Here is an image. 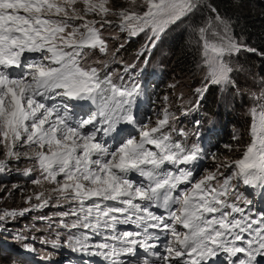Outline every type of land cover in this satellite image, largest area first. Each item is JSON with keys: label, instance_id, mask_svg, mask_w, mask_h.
<instances>
[{"label": "snow or ice", "instance_id": "6c2138e0", "mask_svg": "<svg viewBox=\"0 0 264 264\" xmlns=\"http://www.w3.org/2000/svg\"><path fill=\"white\" fill-rule=\"evenodd\" d=\"M204 9L210 15L192 27L203 72L197 98L182 102L179 115L165 103L154 120L141 119L148 84L137 66L124 64L114 80L91 57L107 54L106 32L144 34L147 50ZM241 52L264 60L206 0H127L120 8L112 0H0V173L14 170L32 185L26 207L0 210V231L51 208L34 219L55 238L42 233L38 242L101 264H264V211L239 190L260 189L264 198V77L258 91L241 87L238 74L249 73L234 62ZM213 87L250 101L239 158L208 156L199 120L177 126ZM205 159L212 170L202 169ZM36 231L13 239L34 252ZM42 264L57 262L46 255Z\"/></svg>", "mask_w": 264, "mask_h": 264}, {"label": "rangeland", "instance_id": "374dc122", "mask_svg": "<svg viewBox=\"0 0 264 264\" xmlns=\"http://www.w3.org/2000/svg\"><path fill=\"white\" fill-rule=\"evenodd\" d=\"M208 15H210V13ZM199 16L203 18L204 16H206V14H204L202 10L200 13H197L195 17L187 19L183 23L171 27L167 31L165 38L162 41H165L173 33H177V30H173L175 29V27H177L179 31L184 30L192 33L194 20L199 19ZM105 36L109 37V48L107 54L97 52L91 58L92 60L101 62V64H106L108 67L104 69V71H102V75L106 71H112L114 80H116L117 74L123 73L124 64H135L137 66V71L139 73L138 81L143 82L146 79L148 84V87L145 90V94L138 99V102L143 101L142 107L139 104L141 119L145 117H151L154 120L156 118V114L160 113L165 103L170 105L171 110L179 115V107L182 102L194 101L197 98L195 90L202 87L203 85V72H201L199 75L201 76V79L198 84H191L187 77L179 78L176 81L168 80L167 78L171 73V70L168 68V63L170 61L169 57L171 56V53L165 52L164 55L160 54V47L162 48V46L160 45L161 42L157 44L155 48L147 47V50H145L148 44V40L146 35L141 34L137 37L144 40L142 44H140L139 48V50H143L141 56L137 59H135L134 56V59L130 58V60H128L127 62H123L117 55V44H115L116 41H120V36H117V32H115V30L106 32ZM125 36L127 37L126 34ZM126 40H128V38H126ZM136 53H138V51ZM120 63L122 64V66H120ZM199 63L200 62H198V66ZM247 77H249V75H247L246 78ZM125 79H127V77H125ZM247 82L249 85V81ZM164 83H166L169 89L161 88ZM173 85L175 87H171ZM257 86L258 85H256L253 89L258 91ZM241 87L245 90L247 88L243 84H241ZM213 88L216 91V96L219 95L214 105L215 112L212 115H208L205 113L204 108H202V105L205 103V98L207 96L205 95L200 103L198 110L187 119H183L182 123L178 121L177 126L189 129L192 128V120H199L202 126L200 128V131L202 133L201 147L205 150L208 156H211L212 153H215V151L213 150L214 142L212 143L208 140L207 146H202V144L205 142V134L208 133L210 137L216 142L217 138L221 137L224 133H231L232 137L238 138L237 140L235 139L232 141L236 143V146L233 149H239V151L241 150L240 153L237 156L233 157H228L225 155L222 156L218 153H216V155L217 158L221 160L225 157L229 159L239 158L243 147L249 141V120L247 117V110L250 107V101L246 97H238L235 94H231L227 91H222L219 88ZM181 94L183 95V101L178 100V97H180ZM165 96L168 97L167 102H165L164 100ZM151 97L153 99H151ZM232 121L236 122L237 125H231L230 123ZM224 128H226L227 131H225ZM209 129L212 130L210 133L208 131ZM216 134L220 135L215 136ZM27 166V162H22L18 165H11L10 168H25ZM214 167L215 164L211 159H205L202 161V169L212 170ZM15 173L18 172L10 170L4 173H0V210L22 209L27 206L25 204L24 197L32 188V185L29 183V181L17 180L18 178ZM17 185L19 187H16ZM239 190L245 195V197L253 201L256 211H264V198H262L261 196L260 189H251L247 188L246 186L240 185ZM53 211L55 210L49 208L37 212H30L25 216L19 218L15 223L10 224L8 231H0V238L8 241L7 243H5V246L3 245L2 247L5 248V250L9 248L10 252L9 255L6 254L7 257L3 256L5 258H0V264H7V258L11 260V263L13 262L12 264H21V262H18V259L24 261L25 264H42L44 257L41 260H38L36 258L39 257L40 254L44 256L51 255L52 258L57 262V264H82L81 261H85L83 264H101L102 258H92L86 255L81 256L79 253H74L66 247L61 248L58 251H53L50 247H44L38 242L42 238V233H47V238L50 240L55 238V233H49L46 224L39 225L41 223H37L34 218L39 215H51ZM33 225H35L36 229L42 231L30 233L31 235L35 236L37 242L34 245L36 251L28 252L25 251L19 243L14 241L13 234L18 231H23L25 234H29L30 229L33 227ZM160 251H162V249H160Z\"/></svg>", "mask_w": 264, "mask_h": 264}, {"label": "trees", "instance_id": "16d2710c", "mask_svg": "<svg viewBox=\"0 0 264 264\" xmlns=\"http://www.w3.org/2000/svg\"><path fill=\"white\" fill-rule=\"evenodd\" d=\"M206 2L209 5L217 7L221 15H226L231 18L237 38L246 41L250 47L264 50V0H206ZM112 3L117 8L127 6V0H112ZM203 13L206 14V16L209 14L206 9L203 10ZM202 20L203 18L199 16V19L194 20V24L202 22ZM173 30H177V33L175 32L165 41H161L160 45L162 48L160 47L159 50L161 55H164L165 52L171 53V56L169 57L170 61L168 63V68L171 70V73L167 79L176 81L179 78L187 77L191 84H198L201 79V76H199L201 71L198 66L199 59L197 58L192 45V33L184 30L179 31L177 27ZM115 32H117L118 37L120 36V41H116L115 43L117 44V55L119 59L123 62H127L130 58L134 59V56L135 59L139 58L143 52V50H139L140 44H142L144 40L137 37H126L125 34L121 33L118 29L115 30ZM126 38H128V40H126ZM121 44L123 45V48H119V45ZM137 51L138 53H136ZM234 62L249 70L248 74H238V79L241 84L247 87L246 90L253 89L256 85H259L260 77H264V60L247 52H241ZM120 66H122L121 63ZM247 75H249V77L246 78ZM253 76L255 77V80H253ZM245 80L249 81V85ZM161 88L168 87L166 83H164ZM216 95L215 89L212 88L207 93L205 103L202 105V108H204L205 113L208 115H212L215 112L214 105L219 97V95ZM151 99L153 98L151 97ZM230 124L237 125L234 121ZM224 130L227 131L226 128H224ZM217 135L220 134H216L215 136ZM205 138L212 143L214 142L213 150L215 153L222 156H237L241 151H239V149H233L235 148L236 143L232 142L235 139L232 137L231 133H224L221 137L217 138L216 142L212 138L210 139L208 133ZM224 145H232L233 150L229 151ZM15 175L19 181H28V178L19 173H15ZM42 224L44 223L39 225ZM0 241V258H5L3 256L7 257L6 254L9 255L10 252L9 248L5 250L2 246H5V243L8 241L3 238H0ZM6 261L8 262L7 264L13 263H11L9 258H7Z\"/></svg>", "mask_w": 264, "mask_h": 264}, {"label": "clouds", "instance_id": "9594fccd", "mask_svg": "<svg viewBox=\"0 0 264 264\" xmlns=\"http://www.w3.org/2000/svg\"><path fill=\"white\" fill-rule=\"evenodd\" d=\"M43 257H45L44 255L40 254L39 257H36L38 260H41ZM18 262H21V264H25L24 261H21L20 259H18Z\"/></svg>", "mask_w": 264, "mask_h": 264}]
</instances>
